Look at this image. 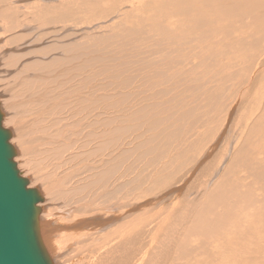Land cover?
Wrapping results in <instances>:
<instances>
[{
  "label": "bare ground",
  "instance_id": "6f19581e",
  "mask_svg": "<svg viewBox=\"0 0 264 264\" xmlns=\"http://www.w3.org/2000/svg\"><path fill=\"white\" fill-rule=\"evenodd\" d=\"M143 9L151 19H142V27L130 22L116 36L95 39V56L79 57L78 69L91 68V74L67 73L72 62L67 51L74 46H66L59 61L49 63L58 72L29 82L30 119L20 132L13 128L20 142L29 135L24 142L34 146L38 168L31 172L19 157L14 161L23 177L31 175L30 187L42 184L48 203L40 205L38 220L48 253L63 248L77 257L85 252L90 264H179L175 259L188 264L193 255L199 257V250L200 264H264V94L251 98L259 101L254 113L242 117L238 111L229 120V115H218L226 99L234 101L238 95L233 89L237 79L245 85L249 81L242 103L262 83L264 0H153ZM0 16L8 19L11 14L7 10ZM204 51L212 55L209 69L196 64L206 60ZM252 72L253 77L248 75ZM240 123L244 131L237 133L245 138L235 145L230 166L251 157L243 170L255 184L244 187L239 178H228L208 187L203 181L197 185L202 186L199 196L188 199L190 189L186 202L166 206L169 195L172 203L185 193L166 190L176 175L187 174L185 168H200L203 180L218 173L219 167L198 166L200 144ZM9 125L3 120L4 127ZM258 135L263 157L247 154V143ZM128 190L163 195L120 209L117 201ZM49 202L58 209L47 206ZM57 217H66L68 225L53 223L54 228L50 224ZM210 243L217 248H209Z\"/></svg>",
  "mask_w": 264,
  "mask_h": 264
},
{
  "label": "rangeland",
  "instance_id": "374dc122",
  "mask_svg": "<svg viewBox=\"0 0 264 264\" xmlns=\"http://www.w3.org/2000/svg\"><path fill=\"white\" fill-rule=\"evenodd\" d=\"M152 1L153 0H0V14L6 12L7 10L9 14H11V17L8 19H3L0 16V52H2L0 53V106L2 113L4 114V120L9 121L11 124L9 125V128L7 127L4 128L10 130L12 129L11 131L13 132V137H16L13 138L12 140L14 141L11 142V144L14 145L15 148L17 147L16 148L17 155L15 160L18 157L21 160H23V162L27 166V170L31 172H35V170L38 168L37 160L35 159H38V157L37 156L33 157L32 155L34 146L31 145L30 143L24 142V138L25 140L29 139V135L22 138L20 142L18 140L14 128H16L20 132L23 128L25 129L27 127L25 126L26 122H28V120L30 119L29 117L31 113L30 111L31 106H30L29 96L32 89L29 88V84H30L29 82H35L37 80V76H40L43 73L46 74L48 72H58L60 70L58 69L59 67H56L54 64H52L53 65L52 66L49 63L52 62L53 59L57 60L58 58H60L61 51L64 50L66 46H74V50L67 51V58H70L72 60L71 64L69 65L70 68L65 69L67 73H70L69 71L72 70L74 73L91 74L94 71L93 69L87 68L85 71H80L78 67L80 66V64H82V59L84 58V56L86 59H88V55L90 57L95 56L94 54L96 50L92 46L94 40L97 38H101L102 36L103 37H109V35L116 36L122 32V29L126 25L131 27V25L128 24L130 22L140 23L139 25H137V27H142L144 24L142 19H151V16H148V13L143 9V7H145V5L147 7ZM45 2L46 4L44 5ZM46 5H48L49 8L48 7L46 8H48L50 12L54 9L50 13V15L48 13L49 11L48 12L43 11L45 9L43 7H45ZM141 7L142 10L140 11ZM59 10L62 11L61 12L62 16L60 12H58ZM57 14L60 15L58 16ZM54 16H56L55 18H57L58 21L61 18L60 21L58 22L55 19L56 22L52 20L53 21L52 23L50 18L54 19L52 18ZM45 19H46V23L48 21V24L46 25L44 22ZM242 20L245 22H249V19H242ZM49 22H51V24ZM235 24L236 26H239V22H236ZM5 28L7 30H5ZM214 37H216L219 40L223 36L216 35ZM231 37H235V36H231ZM70 43H72V45ZM82 45L83 46L90 45V46H88L86 49H83ZM129 46L132 47L133 45H129ZM213 51L215 52L214 48ZM80 56H82L81 60L79 59ZM204 58L206 59L205 61L202 62L201 59H199V62L196 64L209 69L208 63L212 58V55L204 51ZM250 74L251 77L255 75L254 72L248 73V75ZM39 80L42 79L38 78V81ZM261 82L262 83L255 84L253 88V91L255 93L249 97L248 102L242 103V101H244L246 96L244 94V91L245 89H247L248 87L247 84L249 83V81L245 85L244 82H241V79H237L234 82L236 84L233 85V89H237L238 95L235 97L234 101L232 100L231 97H228L225 101L226 103L225 107L222 108L223 111L220 113H218L217 111L218 115L219 116L223 114H224L223 116L229 115V117H226V119L229 120L231 117H235L238 111L240 112L238 113V115L240 114L242 115V117L243 115L249 114L250 112L254 113V110L252 108H254L255 106L253 107V105L258 103L259 101L256 98L253 99L251 98L257 94H264V77L262 78ZM212 111H210V116L212 115L214 116L215 111L214 113ZM202 112H203L202 110L199 112L200 116ZM261 120L264 122V116L261 117ZM237 128L236 129L232 127L227 128V130L229 131L225 130L226 132L224 131V129L226 128H223V130L220 129V131L214 134V136L208 139V141L202 142L200 144L198 166L203 167L204 165L208 166V164H210L212 169L214 170L215 168L219 167L218 173L215 176L211 177L209 180H205V178L203 180V177L202 179L198 177L200 168L196 169L193 168V166L190 168V170L185 168L183 172L187 174L184 176L181 175L182 173L176 175V177L174 178V183H170L168 189H166L167 191H169V189L172 188L173 194L175 195L176 193L183 190L185 191V193L182 192L183 193L182 196L175 197L172 203L169 200V198L171 197L169 195L167 197V201L165 200L166 203L164 202L166 206L169 205L175 208L176 206L173 205L174 202L177 203L184 201L186 202L189 198L193 199L194 195L199 196L200 195L199 192L198 193L196 192L200 190L202 186L197 188V185L203 181H206L208 187H212L217 180L223 183L228 178H233L235 180L239 178L243 183L244 187L249 185H251L252 187L255 184V180L248 177L246 171L243 170L246 161L251 162L249 160V158L251 157L247 156L246 160L244 159L240 160L238 164L234 165L233 168L230 166L233 151L237 150L235 145L245 138L242 137L241 133L239 134L237 133L238 130L244 131L242 124L240 123L237 126ZM25 131L26 133L29 132L28 129H26ZM221 131H223L222 133L225 132L223 136H221L220 134ZM261 138H262L261 135L251 138V141H249L246 145L247 154L252 153L257 156L263 157V154L259 153L258 151ZM18 144L21 145V148L17 146ZM227 149L228 151L229 150L232 151V153L229 151V155H228V153H226L228 152ZM242 149L244 151V148ZM254 166L256 167L255 164ZM213 172H214L213 170L210 171V169H208V173H211L213 175ZM27 179L30 180V184H31V179H32L31 175H29ZM248 181L251 182L248 184ZM190 184L192 185L190 186ZM40 185L42 184H38L34 187L39 189L40 192H42L43 189ZM161 189L163 190V192L166 191L164 190V188ZM190 189L192 191H189ZM188 191L189 193H192L189 197L187 196ZM256 194L259 196V191H257ZM159 195L162 196L163 195L162 192L154 193L153 195L146 196V195H139L138 193L132 194L128 190V193L122 194V196H120V200L117 201L118 208L133 209V207L140 206L142 203L144 204V203H148L149 201L151 202L152 200H154L155 196L158 197ZM42 196L44 197L45 195L43 194ZM262 196L264 199V194ZM45 199L46 200H44L43 204H45V202L48 203L46 196ZM48 205H50L49 207L51 206L56 207L58 204L55 203V205L53 204L51 205L49 202L47 206ZM120 206H122L123 208H121ZM156 206H161V205H156ZM169 206L167 207V209L169 208ZM184 208H188V207H184ZM56 209L58 208L56 207ZM261 209L263 208L261 207ZM58 211L59 210H55L53 213L57 212L58 214ZM248 212L249 214H255L254 213L255 211L253 212V210L250 209ZM41 215H42V211H41ZM57 219L58 220L60 219V221H58ZM57 219L53 220L52 222L50 219H48L50 221L48 220L47 221L51 222L50 225H52L53 227L54 224H56L55 227H63L65 226V224L66 226L68 225V222L64 220L66 219V217H57ZM258 219H260V217ZM108 221L111 220L108 219ZM258 224L259 222L256 223V225ZM260 225L261 224H259L258 227H260ZM191 239L193 238L191 237ZM48 241H50V239H48ZM50 246L53 247L52 244ZM209 246H210L209 248L212 247V249L217 248V246L213 247L212 243H210ZM250 247H251L250 249H252L253 245H250ZM62 249L63 248H58L57 253H54V255L55 254H60V255L54 256L49 252L50 255H52L51 257H53L52 261L54 264H58V263L60 264V262L61 264L91 263L89 259H87V254H85V252L81 253L80 255H77L76 257L75 254H71L69 253V251ZM59 251L60 253H58ZM68 253L71 256L67 255ZM196 253L199 255V257L196 258L193 255V257L191 258L188 264H200L199 250H197ZM66 255L67 257L69 256V258L70 257L71 258L75 257V258H72L73 260L70 258V261H67L69 259L66 258ZM56 256H60V257L58 258ZM221 258L224 259L226 257H221ZM180 260L175 259L174 262L183 264V260L181 261Z\"/></svg>",
  "mask_w": 264,
  "mask_h": 264
},
{
  "label": "water",
  "instance_id": "95a60500",
  "mask_svg": "<svg viewBox=\"0 0 264 264\" xmlns=\"http://www.w3.org/2000/svg\"><path fill=\"white\" fill-rule=\"evenodd\" d=\"M0 106V264H54L43 242L39 189L18 170L12 132Z\"/></svg>",
  "mask_w": 264,
  "mask_h": 264
}]
</instances>
